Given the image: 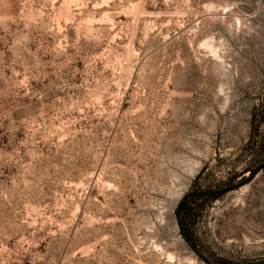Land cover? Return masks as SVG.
I'll return each mask as SVG.
<instances>
[{
    "label": "rangeland",
    "instance_id": "1",
    "mask_svg": "<svg viewBox=\"0 0 264 264\" xmlns=\"http://www.w3.org/2000/svg\"><path fill=\"white\" fill-rule=\"evenodd\" d=\"M0 264H264L256 0H0Z\"/></svg>",
    "mask_w": 264,
    "mask_h": 264
},
{
    "label": "built area",
    "instance_id": "2",
    "mask_svg": "<svg viewBox=\"0 0 264 264\" xmlns=\"http://www.w3.org/2000/svg\"><path fill=\"white\" fill-rule=\"evenodd\" d=\"M256 12L264 15V0H256Z\"/></svg>",
    "mask_w": 264,
    "mask_h": 264
},
{
    "label": "bare ground",
    "instance_id": "3",
    "mask_svg": "<svg viewBox=\"0 0 264 264\" xmlns=\"http://www.w3.org/2000/svg\"><path fill=\"white\" fill-rule=\"evenodd\" d=\"M203 46L213 52L212 47L208 43H203ZM215 52V51H214ZM217 57V56H216Z\"/></svg>",
    "mask_w": 264,
    "mask_h": 264
}]
</instances>
